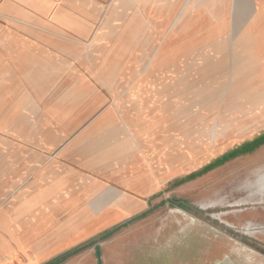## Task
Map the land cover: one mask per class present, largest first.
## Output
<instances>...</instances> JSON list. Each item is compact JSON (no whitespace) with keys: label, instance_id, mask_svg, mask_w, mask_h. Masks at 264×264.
I'll list each match as a JSON object with an SVG mask.
<instances>
[{"label":"rangeland","instance_id":"rangeland-1","mask_svg":"<svg viewBox=\"0 0 264 264\" xmlns=\"http://www.w3.org/2000/svg\"><path fill=\"white\" fill-rule=\"evenodd\" d=\"M254 9L0 0V209L27 194L31 153L93 150L103 174L129 171L109 185L151 180L141 208L54 264L162 218L264 246V143L206 168L264 132V63L242 39ZM0 264L29 263L0 248Z\"/></svg>","mask_w":264,"mask_h":264},{"label":"crops","instance_id":"crops-1","mask_svg":"<svg viewBox=\"0 0 264 264\" xmlns=\"http://www.w3.org/2000/svg\"><path fill=\"white\" fill-rule=\"evenodd\" d=\"M254 1L251 17L255 19L252 18L253 23L245 26L242 39L255 46L257 56L264 63V0ZM4 38L0 37V43L7 45ZM97 118L95 124L104 120V115ZM89 129L90 126L84 127L80 138H87L91 133ZM90 139L86 143H92ZM82 153L72 154L65 150L49 153L50 157L30 154L41 164L31 169L34 174L28 184V195H23L12 205L6 202L0 209V248L3 255H20L29 264L51 260L143 206L144 200L137 195H147L150 179L146 182L145 177L139 181L136 177L128 178L121 184L118 179L109 185L101 177L123 176L129 171L110 174L109 170L105 175L96 151ZM72 158L76 162L74 167L67 161Z\"/></svg>","mask_w":264,"mask_h":264},{"label":"water","instance_id":"water-1","mask_svg":"<svg viewBox=\"0 0 264 264\" xmlns=\"http://www.w3.org/2000/svg\"><path fill=\"white\" fill-rule=\"evenodd\" d=\"M57 264H264V246L162 218Z\"/></svg>","mask_w":264,"mask_h":264},{"label":"trees","instance_id":"trees-1","mask_svg":"<svg viewBox=\"0 0 264 264\" xmlns=\"http://www.w3.org/2000/svg\"><path fill=\"white\" fill-rule=\"evenodd\" d=\"M264 143V132L261 133L260 135H258L257 137L253 138L252 140L248 141L247 143L239 146L238 148L228 152L227 154L223 155L222 157H219L217 160H215L214 162L210 163L206 168H210L216 164H221L223 161H226L227 159L233 157V156H236L242 152H246V151H249V150H252L254 147L260 145ZM194 175V174H193ZM66 254H69L68 252L67 253H64L63 255L59 256L60 258H62L63 256H65ZM57 259L54 258L52 260H50L49 262L47 263H44V264H54V262L56 261Z\"/></svg>","mask_w":264,"mask_h":264}]
</instances>
